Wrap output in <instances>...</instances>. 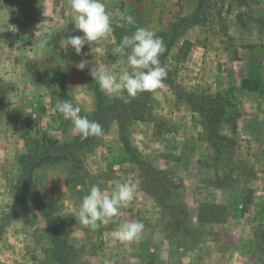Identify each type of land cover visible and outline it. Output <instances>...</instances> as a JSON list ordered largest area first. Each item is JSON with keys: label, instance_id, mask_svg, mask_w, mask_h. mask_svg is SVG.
<instances>
[{"label": "rangeland", "instance_id": "obj_1", "mask_svg": "<svg viewBox=\"0 0 264 264\" xmlns=\"http://www.w3.org/2000/svg\"><path fill=\"white\" fill-rule=\"evenodd\" d=\"M242 1L104 0L116 21L121 12L132 17V23H119L126 34L130 35L137 26L146 27L166 46L160 56L161 66L167 68L161 87L125 103L124 99L102 92L89 71L96 64L110 67L117 63V71H131L126 58L113 52L116 40L112 32L98 45L100 53L85 55L89 53L85 45L77 55L74 49L65 51L59 47L61 38L83 35L74 26L77 34L71 32L73 14L67 0H57L60 8H53L50 0H0V264H58L53 236L42 211L53 217L70 244L75 241L77 251L70 264H118L113 249L101 247L103 240L99 242L92 229H75L82 226L75 214L93 184L101 190L106 184L103 175L89 172L87 166L96 161L91 157L88 161L89 155L99 144L109 141L111 157H121V130L134 148L141 146L139 153L145 166L130 160L141 182L151 185L150 191H158L155 202L159 224L164 229L173 223L176 205H186L183 191L181 196H173L169 187L164 190L157 186L168 176L178 181L177 172L166 165L177 167L184 161L193 164L196 160L207 162L210 169L215 158L221 177H235L230 174L234 169L239 177L243 175L241 163L252 151L251 138L237 131L224 154L214 149L218 157L210 156L212 141L203 103L206 95L218 96L230 105L229 114L239 111L241 90L236 85V70H228L231 59L243 58L247 47L264 43L261 31L255 33L256 28L264 29V0ZM40 8H44L43 17L50 18V24L44 25L53 28L52 50L44 48V40L37 41L29 35L30 28L23 22L40 13ZM22 25L28 30L20 36ZM82 60H88L89 65L79 70L76 65ZM226 71L230 73L226 78L230 88H216L224 83L225 74L221 72ZM97 88L100 97L95 99ZM57 100H71L80 106V115L101 123L104 135L85 139L75 134L71 121L53 111ZM182 121L185 129L180 127ZM191 121L198 123L197 129ZM113 124L116 131L108 139ZM221 132L231 135L227 123L222 124ZM25 134L29 137L26 142L22 138ZM201 136L203 140L199 141ZM21 155H25L24 164L20 163ZM20 178L26 179V188L16 209L14 201L19 194L14 185ZM181 182L184 188V177ZM236 197L241 198L238 194ZM259 220V227H263V217ZM186 223L189 232L182 236L183 242L201 241L202 256L219 257L218 264H227L228 258V264H264V228L249 232L247 240L237 244L239 247L233 248V237L225 233L222 242L210 248L203 239L206 232L191 218ZM241 257H246L248 263L241 262ZM205 262L200 264H208Z\"/></svg>", "mask_w": 264, "mask_h": 264}, {"label": "crops", "instance_id": "obj_2", "mask_svg": "<svg viewBox=\"0 0 264 264\" xmlns=\"http://www.w3.org/2000/svg\"><path fill=\"white\" fill-rule=\"evenodd\" d=\"M50 3L53 8L61 7L57 0H50ZM40 10V13L31 16V18L29 17L23 22L32 31V33L29 31V35L33 36L37 41L44 40V48L52 50L54 49L51 33L53 28L50 29L47 25H44L50 24V18L43 17L45 16L44 8H40ZM73 26L74 24H72L71 32L76 35L79 31L75 33ZM23 27L22 25L20 36L28 30V27ZM45 30L49 32L47 33ZM260 31L262 36H264V29L256 28L255 33L258 35ZM247 50L248 52L243 58L231 59L232 67L228 68L230 73L232 72L230 68L236 70L233 73L235 78H239L236 85L241 90V96L238 101L240 107L239 111H237V131H241L243 135L251 138L252 144V151L248 159L245 158L246 162L241 163L243 166L241 173L243 175L239 177L236 173L237 170L234 169L230 171V174L235 177H221L215 167V158L211 162L212 166L210 169L207 167V162L196 160L193 164L184 161L183 165L177 167L172 165L170 167L165 166V168L177 172L178 176L184 177V188L182 190L185 195L184 202L190 211V218L193 224L198 225L206 232L203 239L205 245L209 244L208 247L210 248L218 246V242H222V237H224L225 233L233 237L235 242L233 248L239 247L237 244L246 241L249 232L255 230L259 232L264 228V220L261 223L263 227H259V218L263 217L264 219V43L258 46H249ZM229 71L221 72L225 74L222 77L225 78V81L222 85H216V88L217 86L222 90L230 88L229 82H226V78L230 75V73H227ZM181 123H179L180 127L182 126L181 128L185 129V121ZM191 123L193 128L197 129L196 125L198 123L195 121H191ZM115 127L116 125L113 124L109 128L108 139H111L112 134L115 133ZM161 130L164 129L162 128ZM151 131H153V126ZM202 140L203 137L201 136L199 141ZM136 148L138 152L142 151L141 146ZM213 150L218 151L211 143L210 156L214 154L215 157H218L217 153H213ZM93 151L94 154H88V161L90 157L96 161L92 162L90 167L87 166V168L89 172L103 175L106 184L102 192L105 195H110L118 183L127 181L137 185L133 201L127 207L121 209L120 214L113 219V222L93 230L96 233L95 238L101 243L103 240L104 244H100L101 247H107V250L113 249V257L116 263L200 264L203 261H207L208 264L219 263V257L202 256L201 241L195 240L191 244H185L182 237H171L168 235V229L160 226L159 209L155 202L156 197L141 182L139 176L135 175L134 165L124 148L121 149V157H117L115 160L111 157L109 141L102 142ZM241 180L243 182L240 186L238 184H240ZM235 189H237L236 192H234ZM236 194L241 197L239 200ZM233 197L235 198L232 199ZM131 220L144 223L145 227L141 237L130 242H121L114 239L111 233L123 223ZM75 229L86 232L83 225L75 227ZM73 242L72 245L76 247L75 241ZM99 250H101L100 247L98 248ZM244 258L245 260L241 257V262L243 263L247 262L246 257ZM225 263H231V260L229 258L228 260L225 259Z\"/></svg>", "mask_w": 264, "mask_h": 264}, {"label": "clouds", "instance_id": "obj_3", "mask_svg": "<svg viewBox=\"0 0 264 264\" xmlns=\"http://www.w3.org/2000/svg\"><path fill=\"white\" fill-rule=\"evenodd\" d=\"M68 7L73 14L74 30L83 35L63 37L59 41V47L65 51L74 49L77 55L82 53L85 45L89 46V53L85 55L100 53L102 48L98 45L113 31L114 21L117 25L124 20L132 23V17L123 12L120 13L119 21H116L104 0H68ZM165 51L162 38L149 28L137 26L130 35L125 34L113 49L114 54L126 58L131 71H117L118 63L110 67L96 64L89 69L90 75L106 95L117 96L128 103L141 93L161 87L167 77V68L161 66L160 61V56ZM88 65V60H82L76 67L84 70ZM53 111L59 112L65 120H70L72 131L82 138L104 135L102 124L90 120L86 115H80L81 107L71 100H57ZM136 190L135 183L125 181L118 183L110 195H105L98 184H93L88 194L83 196L75 217L85 228L96 230L102 225L106 226L113 222L123 207L133 201ZM144 227L142 221L131 220L123 223L111 235L121 242H130L141 237Z\"/></svg>", "mask_w": 264, "mask_h": 264}, {"label": "trees", "instance_id": "obj_4", "mask_svg": "<svg viewBox=\"0 0 264 264\" xmlns=\"http://www.w3.org/2000/svg\"><path fill=\"white\" fill-rule=\"evenodd\" d=\"M241 4L243 3L242 0H237ZM115 40H116V46L119 44L122 37L126 34L122 28L119 27V25L116 24L114 21L113 23V31H112ZM95 99L100 97V90L97 88V93L95 95ZM203 103L206 108L207 113V123L210 133V139L212 141L213 146H215L219 152V154H224L226 150H228V147L231 144L232 141V135H234L237 132V116L238 113L236 111L232 114H229L227 111V106L230 107V105H227V102L225 100H221L218 96H212V95H206L203 97ZM227 123V128L230 130L231 135H225L221 132V126L222 124ZM121 134V140L123 147L131 160H133L138 165H141L143 168L145 166V162L140 157V153L135 149L129 142L127 137L123 136V131H120ZM45 137V135H43ZM22 138L25 140H29V137L25 134L22 136ZM48 141H51L50 137H47ZM54 143H57L56 139H53ZM25 155L20 156V163L24 164L25 161L23 158ZM175 178L178 181L169 179V176L166 178V181L163 182L161 185H157L160 189L167 190L169 187L171 189L170 194L175 196H180L183 190V184L181 182L180 176H175ZM26 179L20 178L14 185L15 189L17 190L19 196L15 199V208H19L18 204L21 200V196L23 193V190L26 188L25 185ZM167 185V187H166ZM147 188H150L151 185H145ZM155 186V185H154ZM153 192V191H151ZM158 191L155 190L153 192L154 196ZM176 211H174L173 219L171 223V226L168 229V235L175 238H180L184 234H187L189 232V227L186 223L187 220L190 219V211L187 209L186 205L184 203H178L176 205ZM45 214V218L47 220V224L49 226V229L52 233L53 238V246L56 251V258L58 264H70L72 262V257L76 253L77 249L75 246L70 244L68 242V239L64 233H62L57 225V222L53 219V217L50 214H46L44 211H42Z\"/></svg>", "mask_w": 264, "mask_h": 264}]
</instances>
